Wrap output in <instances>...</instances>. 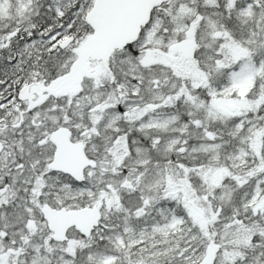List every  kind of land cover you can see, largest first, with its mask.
<instances>
[{
	"label": "snow or ice",
	"instance_id": "6c2138e0",
	"mask_svg": "<svg viewBox=\"0 0 264 264\" xmlns=\"http://www.w3.org/2000/svg\"><path fill=\"white\" fill-rule=\"evenodd\" d=\"M0 264H264V0H0Z\"/></svg>",
	"mask_w": 264,
	"mask_h": 264
}]
</instances>
